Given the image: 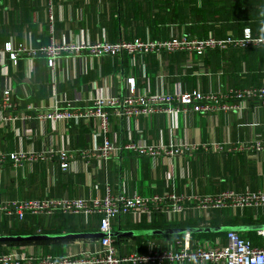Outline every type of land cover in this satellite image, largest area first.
I'll list each match as a JSON object with an SVG mask.
<instances>
[{"label": "crops", "instance_id": "0c3cea01", "mask_svg": "<svg viewBox=\"0 0 264 264\" xmlns=\"http://www.w3.org/2000/svg\"><path fill=\"white\" fill-rule=\"evenodd\" d=\"M210 1H217V10ZM236 4L237 0H52L50 5V0H0V99L2 92L11 88L12 101L17 105L13 115L18 117L8 125L0 117V152L21 149L40 152L50 146L55 150L61 147L73 150L101 143L102 138L96 136L97 126L93 120L44 122L36 118V113L46 112L56 104L84 109L100 96L123 97L127 94L128 78H135L138 90L145 93H175L179 89L218 93L246 81H236V77L249 79L252 75L255 77L246 82L248 85L264 86V55H258L264 47L230 49L193 58L186 53L166 54L161 59L154 54L135 58L122 54L107 56L102 61L85 52L60 57L54 73L44 56L33 60L20 58L14 64L2 47L8 42L29 46L49 43L50 7L57 42H74L81 38L113 42L122 38H171L182 32L219 36L218 32L225 29L222 19H229V12L235 10L232 6ZM159 18H165V23ZM229 21L245 24L239 26L237 34L243 35L250 29L253 34L264 36V17L252 16L244 23L234 17ZM210 23L215 25L209 28ZM250 23L261 26L254 33ZM230 31L233 32L231 29L223 30L222 36ZM251 52L256 55L252 57ZM246 107L242 113L234 109L189 111L176 118L157 114L133 118L130 122L112 116L110 136L121 148L116 157L94 159L90 163L76 157L67 171L62 170L57 154L52 159L24 168L7 164L0 175V202L45 197L90 198L104 196L108 187L115 194L137 192L148 196L164 191L204 195L226 189L264 190V154L198 152L187 155L185 159L160 156L149 160L123 148L129 141L130 129L136 140H146L149 144L158 140L169 142L175 136L190 142L218 141L235 148L242 142L264 135V108L256 107L252 101ZM250 209L251 214L248 212ZM222 211L218 225H257L255 221L264 225V207ZM155 221L159 224L158 217ZM3 222L6 230L17 223L15 227L27 234L101 232L97 217L78 214L62 216L57 213L49 225L45 224L42 215L29 213L24 220L16 221L12 226L7 218L4 221L0 218V224ZM112 225L113 231L143 230L142 227L130 226L124 216L115 218ZM41 227L50 231L39 232ZM258 230L239 233L254 245H262L264 238ZM141 236L116 238L118 253L123 256L145 255L151 245L167 249L175 239L170 235ZM198 238L214 245L220 239L226 243L225 233L200 234ZM99 248L100 237L62 238L5 242L0 244V254L16 251L32 256H81Z\"/></svg>", "mask_w": 264, "mask_h": 264}, {"label": "built area", "instance_id": "2783aa9c", "mask_svg": "<svg viewBox=\"0 0 264 264\" xmlns=\"http://www.w3.org/2000/svg\"><path fill=\"white\" fill-rule=\"evenodd\" d=\"M52 0H50V5ZM50 40L49 43L39 46L25 44L16 45L6 43L2 48L9 53L11 61L16 64L20 58L33 60L44 56L52 73L55 72L57 60L66 55H81L89 53L92 58L102 61L107 56L127 54L133 58L138 55L154 54L162 58L166 54L186 53L191 58L205 56L210 51H227L230 49L246 50L249 48L264 47V36L253 34L250 29L243 35L228 32L224 37L213 34L205 38L182 32L179 36L169 39L135 38L108 41L100 39L91 41L81 38L74 42H57L54 36V16L50 7ZM1 49V48H0ZM11 88L2 92L0 99V117L6 124L12 123L18 117L13 115L17 105L12 101ZM249 101L256 107L264 108V86L232 87L218 93L203 92L199 89L192 91L177 90L175 93L167 92H141L137 88L135 78L127 80V94L123 97L100 96L84 108L61 107L56 104L46 112H37L36 118L41 121H95L96 136L102 142L94 144L91 148L67 149L64 147L55 150L53 146L47 150H18L10 153L0 152V175L7 164L16 168H24L32 163L52 159L55 154L59 156L62 170L67 171L76 157L87 163L94 159L107 160L116 157L119 148L111 139L112 116L126 119L151 117L157 114H167L176 118L177 115L207 112L216 109L237 110L242 113ZM29 109L32 106L28 107ZM7 113V114H6ZM129 141L123 148L136 152L149 160L165 157L169 159H185L187 155L198 152L222 153L228 151H244L254 155L264 154V135H259L235 148L227 143L218 141L190 142L184 138L173 137L169 142L158 140L147 143L146 140H136L134 132L129 130ZM264 207V190L236 191L226 189L213 194L188 195L174 194L164 191L162 194L140 195L134 193H113L107 188L104 196L90 198H32V199H6L0 202V218H7L10 226L16 221L25 219L26 214L42 215L45 224L49 225L53 215L78 214L86 217L97 216L100 231L106 234L100 238V248L95 252H84L81 256L65 255L32 256L16 251L0 254V264H264V243L254 245L251 240L243 237L238 231L226 232V243L221 239L217 244H211L193 234H184L181 239L175 238L167 249H160L151 245L145 255H120L117 251L112 221L121 215H130L134 223L142 220L151 221L154 212H161L167 221L184 222L195 219L201 226H212V220L217 212L225 209H246ZM42 227L39 232H41ZM264 238V229L258 230Z\"/></svg>", "mask_w": 264, "mask_h": 264}, {"label": "trees", "instance_id": "16d2710c", "mask_svg": "<svg viewBox=\"0 0 264 264\" xmlns=\"http://www.w3.org/2000/svg\"><path fill=\"white\" fill-rule=\"evenodd\" d=\"M210 4L215 8V10H217V6H218L217 1H214V3L212 1H210ZM225 6H226V4H225ZM232 8H234L235 10H232L231 12H229V19L227 20L226 17H224L222 19L223 20V23L225 22V29H223V30L225 31L227 29H231V30H233V33L235 35H240V34H237L238 33V28H239V26H241V25L243 26L245 24L232 23V22L229 21L230 18L234 17L237 20H239L240 22L244 23V21L246 19H249L252 16H255L256 18H262V17H264V0H237V4L234 5V6H232ZM259 8H261V13H260V9ZM159 20L162 23H165V18H159ZM214 25H215L214 23H210L209 28L211 26H214ZM249 25H251V27L253 28L252 31L254 33H255V30H258V28L261 26V25L258 26V23H250ZM263 27H264V23H263ZM223 30H221L219 32L217 30L216 32L219 33V36H216V37H224V36H222L223 35V32H222ZM190 34L191 35H195L193 33H190ZM257 35H259V34H257ZM197 37L205 38L207 36H197ZM150 38H152V37H150ZM162 38L169 39V38H166V37H162ZM154 39H159V38H154ZM262 49L259 50L258 55H262V56L264 55V48H262ZM211 52H213V53H219V51L215 50V51H210L208 54H210ZM237 54H239V53H237ZM251 55H252V57H254L256 55V53L255 52H251ZM254 77L255 76L252 75L251 77L249 76V79H246V78H242L241 76H238V77H236V81H238V80L241 81V79L242 80H246V81L245 82H241L240 85H235L233 87H246V85H248V83H246V82L247 81L248 82H251L252 78H254ZM248 86H251V85H248ZM222 212H217L215 214L216 216H214V218L212 220V225L213 226H221V225H218L219 222H220L218 217H221V213ZM248 212H249V214L253 213L252 212V209H250V211H248ZM58 214H60L62 216H68V215H63L61 213H58ZM122 216H124L126 218L127 222H129L130 226L137 227V228L138 227H142V229H163V228H181V227H199L200 226V222L197 221V220H195V219H189V220L184 221V222H170V221H167L165 215L163 213H161V212H154L153 215H152V218H151L152 220L151 221L142 220V222L139 223V224L138 223H134L132 221L130 215H121L119 217H122ZM96 217L97 216H95V218ZM156 217L159 218V221H158L159 224H155L156 223V221H155V218ZM3 221H4V219H3ZM255 222L258 223V224L260 223L258 221H255ZM5 224H6L5 222H3V223L0 224V235H7V234L24 235V234H27V232L22 231L21 229L15 227L17 223L10 230H6L7 228H6ZM41 231L44 232V233H47L50 230L48 228H45L44 227ZM198 236H200V234H193V237L194 238H198ZM170 237L181 238L182 235H174V236H170ZM118 240L115 238V242H116V246L117 247H118V245H117L118 244ZM0 244H2V243H0Z\"/></svg>", "mask_w": 264, "mask_h": 264}, {"label": "water", "instance_id": "95a60500", "mask_svg": "<svg viewBox=\"0 0 264 264\" xmlns=\"http://www.w3.org/2000/svg\"><path fill=\"white\" fill-rule=\"evenodd\" d=\"M264 229L263 224L257 225H242V226H199V227H181V228H163V229H143L122 231L117 230L112 232L114 238H121L123 236H160V235H184V234H208V233H226L229 231H247V230ZM106 234L98 233H67V234H24V235H0V243L5 242H23V241H44L49 239L62 238H88V237H103Z\"/></svg>", "mask_w": 264, "mask_h": 264}]
</instances>
